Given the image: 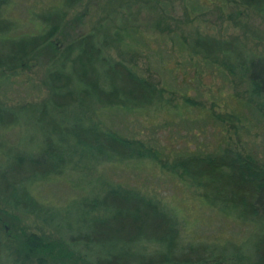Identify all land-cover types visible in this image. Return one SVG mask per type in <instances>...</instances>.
Returning <instances> with one entry per match:
<instances>
[{"label": "rangeland", "instance_id": "374dc122", "mask_svg": "<svg viewBox=\"0 0 264 264\" xmlns=\"http://www.w3.org/2000/svg\"><path fill=\"white\" fill-rule=\"evenodd\" d=\"M60 5V0H8L4 15L19 33H37L42 30L38 15ZM63 11L60 31L33 55L28 67L0 70V106L17 116L14 124L0 126V165H7L18 153H37L47 136L57 138L46 124L53 118L58 122L59 117L50 104L48 75L60 67V49L91 32L98 41H107L108 55L151 80L161 97L156 105L137 111L101 110L96 117L90 110L67 107L62 117L88 121L92 116L101 126L159 148L163 160L172 161L197 147L211 150L220 142L247 151L264 164V118L245 107L246 79L222 68L220 52L207 59L197 46L200 39L226 40L246 54L264 56V13L239 0H82ZM219 112L226 117L236 114L238 119L223 121L215 115ZM75 159V167L28 184L33 196L49 207L51 215L46 218L0 202L1 263L10 264L18 257L20 238L33 232L72 250L70 257L48 264H95L92 256L100 252L71 240L82 229L84 214L77 209L78 201L114 184L139 188L161 200L181 223L187 221V228L194 225L201 239L237 240L241 252L251 255L259 230L234 218L224 219L200 201L202 195L196 197L189 181L167 167L149 160L98 164L79 161L77 155Z\"/></svg>", "mask_w": 264, "mask_h": 264}, {"label": "trees", "instance_id": "16d2710c", "mask_svg": "<svg viewBox=\"0 0 264 264\" xmlns=\"http://www.w3.org/2000/svg\"><path fill=\"white\" fill-rule=\"evenodd\" d=\"M80 2L60 0L59 7L38 15L41 31L19 33L16 24L4 15L8 0H0V70L28 67L33 55L60 31L63 8ZM239 3L264 13V0ZM197 43L207 59L220 52L217 55L222 68L246 79L245 107L264 118V56L246 54L226 40L200 39ZM107 44L91 32L60 49V67L48 75L50 104L59 117L58 122L53 117L46 122L57 138L47 136L37 153H18L7 165H0V202L46 218L51 215L49 207L33 196L28 184L75 167L76 155L79 161L90 159L98 164L149 160L189 181L196 197L202 195L199 200L224 219L234 218L259 230L251 255L241 252L237 240L214 237L212 242L205 241L194 225L188 227L192 228L188 233L187 221L181 223L175 211L164 208L161 200L139 188L114 184L97 193L91 191V196L78 201L77 209L84 214L82 229L71 240L88 251H99L92 256L95 264H264V164L253 154L219 142L211 150L197 147L177 154L172 161L163 160L159 148L101 126L92 116L84 121L80 116L66 119L60 115L67 107L90 110L97 117L101 110L137 111L157 104L161 90L127 63L108 55ZM215 115L228 122L232 117L238 119L236 114ZM16 120L13 110L0 106V126ZM67 140L72 142L68 147L63 145ZM70 251L37 233H24L18 257L10 264H48L70 257Z\"/></svg>", "mask_w": 264, "mask_h": 264}]
</instances>
